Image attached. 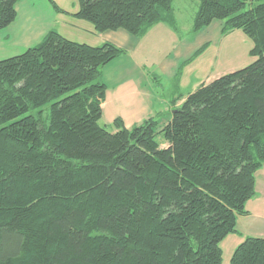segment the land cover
Listing matches in <instances>:
<instances>
[{
	"label": "trees",
	"instance_id": "trees-1",
	"mask_svg": "<svg viewBox=\"0 0 264 264\" xmlns=\"http://www.w3.org/2000/svg\"><path fill=\"white\" fill-rule=\"evenodd\" d=\"M198 1L192 29L223 21L256 59L199 84L161 127L100 124V68L125 51L113 42L54 28L0 59V264H222L221 239L247 213L264 161V0ZM17 2L0 0V30ZM172 3L78 0L69 14L97 33L142 36L175 26ZM230 257L264 264V238L245 237Z\"/></svg>",
	"mask_w": 264,
	"mask_h": 264
},
{
	"label": "rangeland",
	"instance_id": "rangeland-1",
	"mask_svg": "<svg viewBox=\"0 0 264 264\" xmlns=\"http://www.w3.org/2000/svg\"><path fill=\"white\" fill-rule=\"evenodd\" d=\"M21 3L25 2L28 10H33L37 13H46L45 5L53 8L54 14L56 11L57 22H53L52 26H56L63 33L77 39H83L81 34L85 36V30H78L71 28L68 24H75L82 26L78 20L88 22L74 16H69L61 12H57L56 8L51 5L49 0H19ZM61 7H66L74 10L78 7V0H54ZM199 5L198 0H173V12L175 13L176 29L174 30V37L170 34L166 35L167 40L161 43L160 50H158V38L160 32H152L150 37L144 40V43L135 52L134 58L140 61V65L134 66L130 61L128 55H120L116 60L103 69L106 76L114 77L119 74L122 77L129 75L137 78L142 82V87L146 92H149L151 98L159 100L175 97L185 98L194 91V89L204 82H208L214 77L223 75L227 72L235 71L236 69L246 67L251 63L255 56L249 53V49L253 46L250 37L240 29L233 31H221L223 21L212 20L211 24L200 28V30L192 29V19ZM84 23V24H86ZM89 23V22H88ZM192 44L193 50L187 52V44ZM189 44V45H190ZM204 49L197 54L193 52L204 45ZM184 46V48H182ZM182 49V50H181ZM159 51V52H158ZM178 61V65L169 67L170 73L162 72L156 66L160 59H168ZM104 68V67H103ZM102 69V66L100 70ZM127 69L130 71L126 73ZM145 69V70H144ZM156 76V81L153 78ZM168 105V104H162ZM49 104L44 106L47 111ZM164 115L160 118L159 126H163L167 121L170 113L165 109L162 110ZM100 124L107 127L109 131H114L116 127L112 124H105L104 119L100 120ZM161 146H165L163 136L156 135ZM222 264H229L231 254L227 247L223 246Z\"/></svg>",
	"mask_w": 264,
	"mask_h": 264
},
{
	"label": "crops",
	"instance_id": "crops-1",
	"mask_svg": "<svg viewBox=\"0 0 264 264\" xmlns=\"http://www.w3.org/2000/svg\"><path fill=\"white\" fill-rule=\"evenodd\" d=\"M21 2L22 1H19L15 5V19L9 23L8 26L0 30V59L20 54L26 48L39 43L49 30L55 28L64 37L74 41L89 43L91 45H99L103 42H113L118 47L124 48L125 51L122 54L128 55L134 66H137L140 65V61L134 58L135 52L140 48L139 46L144 43V40L151 36L150 34L152 32L157 33V30L160 32V34H158V50H160L161 43L167 40V34H170L172 37L175 35L172 28L176 29V24L175 26H171L168 23L157 22L154 26L149 28L144 35L135 36L128 33L123 28L97 33L90 22L86 23L78 20L82 23V26L71 24L70 22L68 23L73 29L78 28V30H85V36L84 34H81V36H83L81 38L83 39H77L79 36L73 38L68 34L63 33V31L56 26H52L53 22H57V17L56 11L54 14L53 8L49 5H45L47 6L46 13L44 10L42 13H37L31 9L28 10L29 7L25 6V2ZM59 7L65 11L57 12L65 13L69 16H71L69 13H73L78 9V7H75L74 10H70L66 7L63 8L60 5ZM189 44L190 43L187 44L188 53L193 50L191 49L193 45ZM182 48H184V46ZM115 60L116 59L114 58L111 62L103 65L100 70L101 74L99 80H102L107 84L104 92L105 97L101 103V119H104V123L113 124L114 119L118 117L122 119L125 127L137 125V123L148 119V117H153L157 121H160V118L164 115L162 111L164 109L170 113V116L168 117V120H170L173 108L179 106L184 98L175 97L173 99L169 98L168 100L151 98L149 92H146L143 89L142 82L140 80L138 81L136 77L133 78L129 75L122 77L121 75L123 74L114 77L106 76L103 69L112 65ZM175 65H178V61H176L175 64V60H172L169 57L168 59H160L156 64L162 74L165 72L170 73L171 70H169V67ZM126 73L129 74L130 71L127 69ZM164 75L168 74L166 73ZM152 79L156 81V76H153ZM162 104L168 105L163 106ZM254 177V189H256V191L253 197L246 202L245 208L247 213L237 216L235 231L227 234L221 239L219 245L222 247V253L224 252L223 246H226L229 254H232L236 245L242 242L247 236L264 238V161L255 172Z\"/></svg>",
	"mask_w": 264,
	"mask_h": 264
}]
</instances>
